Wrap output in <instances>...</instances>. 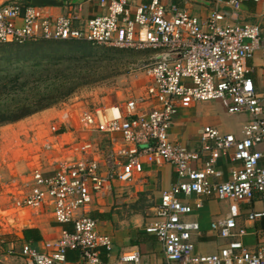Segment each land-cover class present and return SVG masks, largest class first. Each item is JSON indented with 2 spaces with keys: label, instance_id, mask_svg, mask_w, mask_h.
Masks as SVG:
<instances>
[{
  "label": "built area",
  "instance_id": "built-area-1",
  "mask_svg": "<svg viewBox=\"0 0 264 264\" xmlns=\"http://www.w3.org/2000/svg\"><path fill=\"white\" fill-rule=\"evenodd\" d=\"M247 1L216 0L201 20L162 0L134 8L130 0H98L103 14L85 23L81 4L72 2L64 3L63 14L31 1L0 5V45L84 41L152 55L141 93L123 104L81 111L76 139L67 145L71 155L55 156L46 171L35 165L28 181L12 184L15 213L50 212L62 227L45 251L27 242L11 249L19 264H68L69 250L78 251V264H103V251L110 260L113 238L99 231L93 210L104 206L116 184L131 186L145 177V167L165 165L175 182L161 191L154 221L145 228L162 247V261L147 262L132 248L109 264H264V245L252 248L242 241L245 225L264 217L246 209L264 206V93L250 65L257 53L264 62V32L235 20ZM208 101H222L229 115L248 118L241 136L205 126L194 145L172 140L181 111ZM102 139L109 141L105 150ZM223 163L232 165L226 174ZM201 197L229 205L228 215L210 224L212 234L225 241L212 255L196 252L201 228L188 219L190 200Z\"/></svg>",
  "mask_w": 264,
  "mask_h": 264
},
{
  "label": "rangeland",
  "instance_id": "rangeland-1",
  "mask_svg": "<svg viewBox=\"0 0 264 264\" xmlns=\"http://www.w3.org/2000/svg\"><path fill=\"white\" fill-rule=\"evenodd\" d=\"M151 58L147 52L84 41L0 45V113L12 118L35 111L17 122L0 124V264H13L8 246L16 243L14 235L22 239L19 234L27 226L16 223L12 184L28 181L35 165L46 171L55 156H69L67 138L76 139L81 111L123 104L130 95L141 93L148 84ZM191 117L192 136L208 125L224 134H240L241 117L229 115L222 101L198 104ZM98 141L105 150L109 141ZM105 222L110 226L111 219Z\"/></svg>",
  "mask_w": 264,
  "mask_h": 264
},
{
  "label": "crops",
  "instance_id": "crops-1",
  "mask_svg": "<svg viewBox=\"0 0 264 264\" xmlns=\"http://www.w3.org/2000/svg\"><path fill=\"white\" fill-rule=\"evenodd\" d=\"M15 1L24 3L29 1L32 2L33 0H0V5ZM57 1L62 3V6L52 7L50 12L53 14H63L66 12L64 5L66 1L81 4L82 12L80 19L82 23H85L90 18L103 14V11L99 7L98 0ZM130 1L133 8L138 5L148 4V0ZM215 1L216 0H162L166 7L175 5L180 9L187 10L190 14L201 20L206 19ZM222 9L226 10L227 8L223 6ZM235 20L238 22L257 24L264 32V0H248L245 2L239 14L235 16ZM232 21L233 20L229 21V23ZM250 65L253 68L251 77L257 90L264 93V62L261 53L255 55ZM198 104L181 111L175 126L170 130V138L172 140L178 141L183 145H194L197 142L199 131L202 127L196 130L194 136H192L193 134L190 132L189 127L190 121L193 120L191 116L196 112ZM240 117L242 119L241 130L240 134L238 136L236 135L237 137L241 136L242 126L248 121L247 117ZM71 139L69 135V140L67 138V145L70 144ZM67 155L70 156L71 153ZM231 166V164H222L224 174L230 170ZM174 182L175 174L172 167L169 165H165L161 168L147 166L145 167L144 178L137 180V182L128 187L116 184L117 187L114 188L110 199L104 203V206L93 210L91 216L98 222L99 231L103 234L110 235L114 241L112 257L110 260L105 258L106 260L103 264H109L110 261L119 257L121 253L132 248L138 249L147 262L154 263L162 261V247L154 237L145 232V228L154 221V215L160 203L161 191L169 189ZM190 203L193 207V212L189 215L188 219L197 222L201 228L200 234L194 238L196 252L205 255L216 254L225 241L218 239L212 234L210 231V224L228 215V203L215 201L207 197H201L198 200H196V198L191 199ZM197 203H201L200 208L197 207ZM222 205L224 208L221 207ZM246 209L249 212L253 210L264 212V206L260 203L252 204L250 208L246 207ZM14 214L19 216L16 223H26L27 226H25L26 229L22 231L24 239L23 237L20 239L14 235L16 243L10 244L8 246L9 250H18L22 243L27 242L25 240L26 230H37L40 233L42 241L36 248L41 251L47 250V245H53L58 241L60 229L62 227L55 223L50 212L45 213L42 211L34 214L27 211ZM106 219L107 221L111 219L110 226H107L108 222H105ZM104 226H106V231L109 234L103 231L105 228ZM64 228L71 231V226L67 225ZM245 229L248 235L245 236L242 241L246 246L253 248L259 244L264 245V217L257 222L247 223ZM67 261L68 264H78V255H76V257L72 255V258ZM13 264H19V259H17L16 256H14Z\"/></svg>",
  "mask_w": 264,
  "mask_h": 264
},
{
  "label": "trees",
  "instance_id": "trees-1",
  "mask_svg": "<svg viewBox=\"0 0 264 264\" xmlns=\"http://www.w3.org/2000/svg\"><path fill=\"white\" fill-rule=\"evenodd\" d=\"M18 52V51H17ZM19 55V53H17ZM15 53V52H14ZM33 57H28L27 59H31ZM13 60H17V62H21L22 60L25 61L26 59L22 58V59H18L15 58ZM8 62H12V61H8ZM35 111H23L22 113H19L18 115H14L15 117L12 118H7V116L3 115L0 113V124H10V123H14L19 121L20 119L27 117L31 114H33ZM25 240L29 243H31L33 246H38V244L42 241V237L40 236V233L37 230H26L25 231ZM78 251L75 250H69L67 252V260H70L72 258V255H74L76 257ZM102 260L103 262L106 260L105 259V252L103 251L102 253Z\"/></svg>",
  "mask_w": 264,
  "mask_h": 264
},
{
  "label": "water",
  "instance_id": "water-1",
  "mask_svg": "<svg viewBox=\"0 0 264 264\" xmlns=\"http://www.w3.org/2000/svg\"><path fill=\"white\" fill-rule=\"evenodd\" d=\"M32 4L35 6H46V7H61L62 3L58 2L57 0H33ZM20 236L24 239V234L20 233Z\"/></svg>",
  "mask_w": 264,
  "mask_h": 264
}]
</instances>
